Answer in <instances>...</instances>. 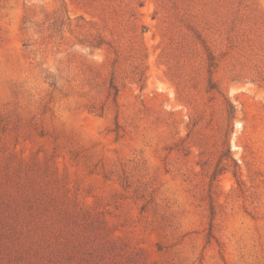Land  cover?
Wrapping results in <instances>:
<instances>
[{"label":"rangeland","instance_id":"374dc122","mask_svg":"<svg viewBox=\"0 0 264 264\" xmlns=\"http://www.w3.org/2000/svg\"><path fill=\"white\" fill-rule=\"evenodd\" d=\"M0 264H264V0H0Z\"/></svg>","mask_w":264,"mask_h":264},{"label":"trees","instance_id":"16d2710c","mask_svg":"<svg viewBox=\"0 0 264 264\" xmlns=\"http://www.w3.org/2000/svg\"><path fill=\"white\" fill-rule=\"evenodd\" d=\"M211 60H212V59H211ZM110 89L113 91V92H112L113 100H115L116 97H117V94H118V89H117V87H115V85H113L112 83L110 84ZM109 95H110V93H109Z\"/></svg>","mask_w":264,"mask_h":264}]
</instances>
